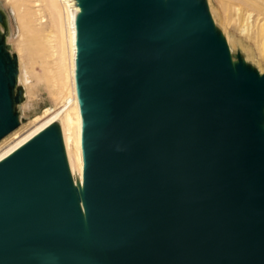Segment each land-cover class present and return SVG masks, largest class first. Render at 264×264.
<instances>
[{
	"label": "water",
	"instance_id": "95a60500",
	"mask_svg": "<svg viewBox=\"0 0 264 264\" xmlns=\"http://www.w3.org/2000/svg\"><path fill=\"white\" fill-rule=\"evenodd\" d=\"M81 186L56 124L0 161V264H264V72L203 0H76ZM0 10V140L19 125Z\"/></svg>",
	"mask_w": 264,
	"mask_h": 264
},
{
	"label": "bare ground",
	"instance_id": "6f19581e",
	"mask_svg": "<svg viewBox=\"0 0 264 264\" xmlns=\"http://www.w3.org/2000/svg\"><path fill=\"white\" fill-rule=\"evenodd\" d=\"M5 1L11 7L18 24V37L13 46H15L17 51L15 55L17 68L16 85L21 88L24 100V102L22 100L23 103L21 102L22 105H20L24 106L26 103L28 105L35 104L42 91H46L50 99L53 100L54 106L45 108L40 115L26 125L23 124L22 118L18 113V127L0 140V161L46 128L56 124L70 182L72 186L79 188L82 179L81 118L75 90L74 60L75 21L80 13V8L75 0ZM219 1L224 3L223 0ZM247 1L249 3V0ZM226 2L230 3L229 0ZM250 3L264 11V0H254L253 2L250 1ZM222 5L225 8L228 7V9L230 7V4H228L229 6ZM254 6L252 7L254 8ZM49 11L50 13L52 11V15L55 12V15H58V19L62 22L61 26L58 25L63 31V33L60 32L62 33V84L57 83L56 77H54L55 68L52 67L53 65L51 66L53 60L50 61L53 57V37L48 32L52 28L50 27L49 30L47 28V21L50 19L47 20L45 15ZM49 17L52 19L51 16ZM210 18L214 23L212 16ZM60 21H57V23ZM52 22L55 23L54 25L57 24L54 20Z\"/></svg>",
	"mask_w": 264,
	"mask_h": 264
},
{
	"label": "rangeland",
	"instance_id": "374dc122",
	"mask_svg": "<svg viewBox=\"0 0 264 264\" xmlns=\"http://www.w3.org/2000/svg\"><path fill=\"white\" fill-rule=\"evenodd\" d=\"M203 1L205 6L207 3L206 9L208 8V14H210L209 16H212L214 20V23L212 20L211 22L224 40L232 63L236 61L237 57H239L246 66L250 67L256 72L258 71V75L263 73L264 17L262 16H264V11L250 3V1L253 2L254 0H249V3L247 0H229L230 3L226 2L228 0H223L224 3H220L219 0H206V2L205 0ZM221 4L227 6L230 4V7L228 9V7L225 8V6H221ZM248 4L252 5L250 6ZM252 6H254V8ZM0 10L5 15L7 23L6 44L10 46V53L16 55L17 51L13 45L18 37L17 21L12 13L11 7L6 3L5 0H0ZM260 11H262V13H260ZM53 13L55 15V12ZM45 15L47 20H51L47 21L48 30L50 27L52 28V30L50 29L51 31H48L53 37V57L50 59V61L53 60V62L51 63V66L53 65L52 67L55 68L56 72L54 73V77H56L57 83L62 84L63 62L61 59V34L63 31L61 30L62 28L58 26H61L62 22L58 19V15H52V11L51 13L50 11L49 13H45ZM49 16H51L56 23L57 21H60L59 23L61 24L57 23L54 25L55 23L52 22L53 20ZM48 23L51 26H49ZM53 63L55 64V67ZM22 103L20 104L22 105ZM20 104L17 106V111L19 116L22 118L24 125H26L36 116L40 115L45 108L54 106L53 100L50 99V96H48L46 91H42L35 104L28 105L26 103L24 106H21Z\"/></svg>",
	"mask_w": 264,
	"mask_h": 264
}]
</instances>
